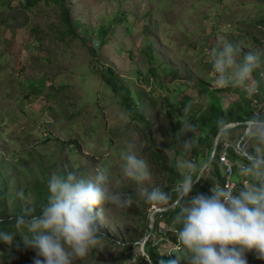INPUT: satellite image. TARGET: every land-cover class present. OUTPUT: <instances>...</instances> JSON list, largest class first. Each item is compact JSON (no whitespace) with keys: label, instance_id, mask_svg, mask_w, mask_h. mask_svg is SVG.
<instances>
[{"label":"rangeland","instance_id":"obj_1","mask_svg":"<svg viewBox=\"0 0 264 264\" xmlns=\"http://www.w3.org/2000/svg\"><path fill=\"white\" fill-rule=\"evenodd\" d=\"M62 1L68 25L62 5L52 1L0 0V217L7 221L25 208L38 213L48 179L66 169L106 170L114 190L131 192L121 159L131 142L149 163V187L172 194V201L147 207L137 199L126 210L102 206L101 230L111 242L102 239L83 264H148L141 242L154 209L162 210L154 215L151 262L168 264L174 249V259L186 264L173 240L177 211L160 213L177 205L184 163L199 175L210 159L216 138L202 120L217 115L232 129L255 112L264 114V63L252 73L249 96L240 87H217L209 60L223 40L242 55L264 53V0ZM109 76L119 93L106 84ZM121 92L131 105L127 118ZM185 137L187 151L180 147ZM217 156L193 194L210 191L214 172L222 177ZM228 157L235 191L247 178L238 175L241 159L231 151ZM34 255L19 236L0 244V264H32ZM247 259L264 264L251 253Z\"/></svg>","mask_w":264,"mask_h":264},{"label":"clouds","instance_id":"obj_2","mask_svg":"<svg viewBox=\"0 0 264 264\" xmlns=\"http://www.w3.org/2000/svg\"><path fill=\"white\" fill-rule=\"evenodd\" d=\"M264 53L249 51L228 40L209 51V60L217 87L235 86L249 96L252 73L264 63ZM242 57V59L240 58ZM127 118L129 113L121 114ZM191 129V123L186 124ZM220 137L230 139V146L240 155L238 175L247 178L244 187L229 190L218 185L209 194L195 193L200 175L195 166L184 163L187 174L175 197L178 211L175 223L177 236L186 257V264H248L247 254L264 261V114H255L239 122L233 131L220 122ZM228 146V145H226ZM254 146V151L249 148ZM180 147L190 149L185 137ZM123 176L133 182V190H114L108 171L94 175L66 169L47 181V202L37 213L25 208L8 217H0V244L11 245L15 236L34 251L32 264H83L101 244V207L110 205L126 210L137 199L153 207L170 205L172 194L159 187H149L152 177L149 163L129 142L121 153ZM10 224V227L4 225ZM151 264L149 257H145ZM168 264H178L173 259Z\"/></svg>","mask_w":264,"mask_h":264},{"label":"trees","instance_id":"obj_3","mask_svg":"<svg viewBox=\"0 0 264 264\" xmlns=\"http://www.w3.org/2000/svg\"><path fill=\"white\" fill-rule=\"evenodd\" d=\"M47 1H52V2H54V3H56V4H59L60 6L62 5V10H63V15H64L63 18H64V20H65V22H66V25H68V21H67L68 9L64 7L63 1H62V0H47ZM106 84L111 88L112 92L115 93V94L119 93V90L121 91V89H120V87H119V84L116 82V80L113 78V76H109V78L106 79ZM259 88H260V91L262 92V87H261V85H260ZM121 94H122V104H123V106H124V109L126 110L127 113L132 114L131 105H130V103H129V100H128V98H127V95H126V94H123V92H121ZM201 123H202L204 126H206V127H208V128H211V129L213 130V132H214V136H215V138H216L218 132L220 131V127H219V125H220V121H219L217 115H214V119H212L211 117H210V118H209V117H208V118H205L204 120H202ZM238 126H239V125H237L236 127H233L232 130L235 129V131H236V130L238 129ZM198 141L200 142V139H199ZM151 145H152V144H151ZM152 146H153V145H152ZM154 151H155V153L157 152L155 149H154ZM217 151H218V150H215V155H214V157H213V160H212L211 163L209 164V167L206 168V169L204 170V172H203V174H202V176H201V178H200V183H197V184L195 185V188L202 186V184H203V179H204L203 176L206 175V173H208L207 171H209V168H210V167H214V166L216 165V164H215V163H216V162H215V160H216V156L219 154V153H217ZM214 162H215V163H214ZM217 173H218V172H214L213 179H210V182H208V184H209V183L211 184V185H209L210 187H211V186H214V185H218V186H220V185L223 184V178H222V177H217V176H218ZM209 189H210V188H209ZM207 194H209V192H207L206 195H207ZM150 206H151V205L148 204L147 207H150ZM175 211H178V205H176L172 210H168V211H165V212L160 213V217H162L165 213L172 214V213L175 212ZM5 222H7V221H5ZM4 226H5V225H4ZM102 239L105 240V241H109V242H111V241L107 238L106 235H104V237H103ZM173 240H174V243L177 242V236H176V235L173 236ZM152 243H153V237L151 236V237L148 239V241L146 242L145 247H144L145 256H146V257H149L150 259L152 258V257H151V253H152V250H153V249H152V246H153ZM126 253H127V251H124V252L120 255V257H119V260H120V261H122V259L125 258ZM152 263H153V262H152ZM120 264H121V263H120ZM153 264H156V263H153Z\"/></svg>","mask_w":264,"mask_h":264},{"label":"built area","instance_id":"obj_4","mask_svg":"<svg viewBox=\"0 0 264 264\" xmlns=\"http://www.w3.org/2000/svg\"><path fill=\"white\" fill-rule=\"evenodd\" d=\"M254 114H260V113H254ZM235 124H233L232 126H234ZM217 145H219L220 148V153L218 154L217 158H218V162H219V167L221 168L222 171V178H223V184L220 185V187H223L225 189H229V190H233L235 189V181L233 180V168L234 165L233 163L229 160L228 157V153L229 151L232 152V154L236 155L237 157L240 158V155L238 153H236L233 148L230 146V142L226 141V140H222L219 138L216 140V147ZM228 145V146H226ZM213 154L215 155V150L213 152ZM245 182V181H244ZM246 183V182H245ZM178 244H180L179 240L177 241ZM180 250V249H179ZM177 251L174 249H171L168 251L169 255L166 257L167 260L171 259L173 260V253ZM171 256V258L169 257Z\"/></svg>","mask_w":264,"mask_h":264},{"label":"water","instance_id":"obj_5","mask_svg":"<svg viewBox=\"0 0 264 264\" xmlns=\"http://www.w3.org/2000/svg\"><path fill=\"white\" fill-rule=\"evenodd\" d=\"M237 125V124H236ZM228 128H230V126H227ZM219 133H220V131L218 132V135L216 136V139H215V144H214V147H213V151H212V154H211V156H210V159H209V161L207 162V164H205L203 167H202V169L200 170V172H199V175H200V178H201V175L203 174V172H204V170L206 169V167H208V165L211 163V161L213 160V157H214V154H213V152H214V150L216 149V140L219 138ZM174 205H172V206H170V207H168V208H166L167 210L168 209H170V208H172ZM162 209H154L152 212H151V214H150V218H149V234L142 240V242H141V251H142V253L144 254V244L147 242V240L149 239V237H150V235H151V232H152V230H153V224H154V215H155V213H157V212H160ZM164 210V209H163Z\"/></svg>","mask_w":264,"mask_h":264},{"label":"bare ground","instance_id":"obj_6","mask_svg":"<svg viewBox=\"0 0 264 264\" xmlns=\"http://www.w3.org/2000/svg\"><path fill=\"white\" fill-rule=\"evenodd\" d=\"M236 124L239 125V123H235V125H236ZM237 125H236V126H237ZM220 138H221V137L219 136V140H220ZM221 139H222V138H221ZM215 150H216V149H215ZM168 210H171V208L168 209ZM168 210H167L166 208H164L163 211L165 212V211H168ZM153 225H154V224H153ZM153 227H154V226H153ZM176 236H177V235H176ZM149 238H150V237H149ZM147 241H148V240H147ZM177 241H178V236H177ZM144 247H145V244H144ZM144 255H145V252H144ZM151 264H153V263L151 262Z\"/></svg>","mask_w":264,"mask_h":264}]
</instances>
